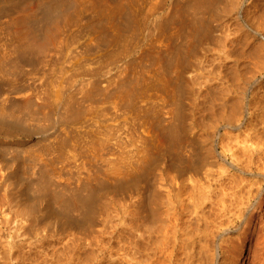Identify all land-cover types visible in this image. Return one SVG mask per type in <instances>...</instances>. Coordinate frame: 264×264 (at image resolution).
I'll list each match as a JSON object with an SVG mask.
<instances>
[{
  "label": "rangeland",
  "instance_id": "obj_1",
  "mask_svg": "<svg viewBox=\"0 0 264 264\" xmlns=\"http://www.w3.org/2000/svg\"><path fill=\"white\" fill-rule=\"evenodd\" d=\"M76 1L79 14L54 26L47 41L37 38L46 48L21 62L17 19L35 1L6 4L0 12V119L17 128L0 130L7 163L6 170L0 166V264H130L133 244L139 264L148 252L155 257L145 228L159 226L175 202L163 187L175 156L160 153L168 143L165 128L182 111L186 155L195 163L200 151L205 157L196 172L203 195L189 199L193 184L187 183L178 207L186 209L184 218L193 207L208 210L209 199L228 190L226 199L261 194L255 217L264 220V109L247 117L246 94L248 80L258 78L254 91L264 95V0L217 1L213 17L204 15L212 19V37L194 47L181 30V20L194 15L183 8H191L189 0ZM121 6L126 11L119 13ZM175 14L183 18L175 22ZM180 47L184 59L172 66L168 57ZM229 122L235 126L224 128ZM74 195L90 202L94 196V217L86 219L91 207L80 209ZM63 216L71 219L65 227Z\"/></svg>",
  "mask_w": 264,
  "mask_h": 264
},
{
  "label": "bare ground",
  "instance_id": "obj_2",
  "mask_svg": "<svg viewBox=\"0 0 264 264\" xmlns=\"http://www.w3.org/2000/svg\"><path fill=\"white\" fill-rule=\"evenodd\" d=\"M23 1H27V0H0V12L4 10L3 8L5 6H8L6 4H11L12 6H15L17 3L20 4ZM28 1L29 2H34L35 1L36 6H35V8L34 7L30 8V10L27 11L28 13L24 14V16L21 17L20 19H17L18 20L17 24L19 23L20 27L18 29H15V34H16V36L19 35L20 40H19V44H18V46L16 48L17 52H18V56L15 57V58L17 59L18 62H21L23 60L24 61L25 60H29L30 59L29 54L34 55L33 54L34 52L42 51L43 47H44V42L41 43L40 42L41 40H38L37 38L42 36V38H43L42 40H44V41L46 40L47 41V39H49L48 38L49 35L51 36L50 33L51 32L53 33V31H51V29L54 26L56 27L61 21H65V22L70 21L71 17H73V16L75 17V15L79 14L78 12L80 11L79 10V3H78L79 1L77 2L76 0H28ZM99 1L106 2L107 0H99ZM217 1H219V0H189V2H190L189 4L191 5V8H189V6L187 8H186V6L185 7L182 6L187 11H188V9L189 10L192 9L194 11V12L192 11V13H194V15L191 14V13L188 15L187 14L188 12L186 11V14L188 15V17L186 19L181 20V30L185 31L186 37H187L186 40L188 39V42L193 45V46H190V47H194V45L196 46L197 44L199 45V43L200 44H201V42L203 43L205 39H207L209 37H212L211 34H212L213 29L210 27V25H211L210 21L212 19L210 20L209 19L210 17L208 18V17H206L204 15H205V13L213 12V13H210L211 17H213L214 12L218 11V10L215 9ZM89 2H90V0L88 1V3ZM103 2L102 3L100 2V4H103ZM186 2H188V0H186ZM187 4H185V2H184V5H187ZM122 6L118 9L117 12L121 13V12H125L126 11V10L124 11V8ZM106 8H108V7H106ZM183 8L181 10L179 9L180 10V14H182V16H186V14L183 15V12H182ZM84 9H86V8H84ZM111 11H112V9H111ZM4 12H6V11H4ZM112 12H114V11H112ZM110 13H108V14H110ZM111 15H115V13L111 14ZM179 15H177V14L173 15L171 17L172 20L175 21V19H177L179 21L180 19H182L183 17L181 18ZM190 15H193V16H190ZM126 22H127V19H126ZM126 24H129V22L126 23ZM52 37H54V36H52ZM211 39L212 38H210V40ZM36 41H39L40 43L36 42ZM189 43H187V44H189ZM189 45H187V47L186 46L185 47L188 48ZM45 46H46V43H45ZM185 47L184 48L180 47V48L175 49L173 54H171V56L168 57L167 62L170 65H172V66L178 65V63L180 64L182 62V60L184 59L183 57L185 56V53H184V51L186 50ZM44 48H46V47H44ZM167 53H169V52H167ZM6 58H8V57H6ZM151 59H152V57H151ZM7 63H9V62H7ZM4 64H5V62H4ZM159 65H161V63ZM261 65L263 67L264 64H261ZM15 67H17V66H15ZM258 67H259V65H258ZM263 68H262V70H260L261 72H263ZM258 73H259V71H258ZM255 76H256V74H255ZM251 79L252 78H250V80ZM250 80H248L249 82L247 83V89H246L247 90L246 94H248V96L250 97V98L248 97L249 98L248 99V103L246 102L248 104L247 105L248 106V108H247V117H249V118H251V116L254 115V112H253L254 110H256V109L260 110L261 108L264 109V98L261 101V97H260V96H264V95H261V94L259 95V93L257 91H254V88L256 86H258V84H260V81H259L260 79L255 78V79H252L251 81ZM85 87H87V86H85ZM256 90H258V89H256ZM78 102H79V100H78ZM139 106H141V105H139ZM180 110H181V107H180ZM256 112H258V111H256ZM184 113H183V111L179 113V117H178L179 121L177 122V124L175 123L176 125L171 123L172 125H168L169 127L167 126L168 128H165L163 133H165L166 136H163V137L164 138L166 137L168 139V141H166L168 143H167V147L165 146L166 150H163L164 153L162 151H161V153H163V154L161 155V153H160V156H162L161 158L169 157V154H173L175 156V158L173 160V161H175V162H173L175 164V166H174L175 170L173 169L174 172L172 173L174 175H172V174L171 175H167L163 179V181H164L163 187L165 188L166 194H168V196L170 195V198L172 196L174 198L175 202L172 204L171 208H168V214L167 215H166V213L162 214V215H166L167 217L164 216V218L161 220V224L159 226L154 227V226H151V225H146L147 227L145 228L146 230H145V237H144V241L146 242L145 245L147 247V250L149 248L151 250H153V253L155 254V257H151L149 255V252H148V255L144 258V260H142L140 262L142 264H243V263H241V260L245 259L244 244H245L246 240L248 239L249 240L248 242L250 243V245L248 246L249 249H248V253H247V256H246V258H247L246 263H248V264H264V220L262 218L257 220L256 217H255L256 215H258V211L257 210H258L259 204H260V202L262 200L261 199V197H262L261 194L258 193L259 195L257 194L258 196L256 195L254 200H252L251 197H247L245 199L244 196H243L244 199H243V197L238 198V197H236L237 194H233L234 198L233 199H229L230 198L229 197L228 198L229 200H228L225 197L227 195V193H228V190H227L226 191L227 193L226 192H225V194L223 193L224 194L223 197L221 195H220L221 196L220 199L217 197L219 200L218 199H213L212 200V199L208 198L209 200H211L210 206L208 207V210L205 209V206H199V207L197 206L198 208H196V209H194L195 207H193L191 209L192 213L191 214L189 213L191 216L189 215L188 219L184 218V216H183V212L186 211V209H184V208H180L182 210L178 209L179 204H181L180 203L181 199L185 200V199H183L184 197H182V194H183L184 187L186 185H188L187 183H190V184L192 183L193 184V186H192L193 189L191 190L192 193L190 194L189 199H193V197L195 195H197V193H200V191L202 192L203 187H201V186L198 187L197 186L199 184L197 182H199L202 178L198 179V177H197L198 174L196 172H197L198 168L200 167L201 163L205 159V157L203 156L201 151H200V155L202 157H201L200 161H198L196 163L192 160V159H195V158H193V157L191 158L189 156L190 154L186 155L187 146L189 145V143H188V140H187V130H188V128L186 126V122H185L186 116H185ZM245 115H244V117H242V119H239V121H241V120L243 121L244 118H246ZM260 115H261V117L264 116L263 114H260ZM70 119H72V118H70ZM256 119H257V117H256ZM23 120H25V119H23ZM3 122L0 119V130L1 129H5L6 131H11V130L15 131V130H17L16 126L11 124V121L8 122L11 125L7 124V122H6V124H3ZM257 122H260V121H257ZM254 123H256V121ZM262 123L264 124V122H262ZM5 125L6 126L9 125V126H7V128H6ZM231 126H235V125H233L231 122H229L227 124L225 123L223 127L224 128H226V127L232 128ZM262 126L264 127V125H262ZM251 127H253V126H251ZM263 127H261V128H263ZM257 131H258V129H257ZM254 132H256V131H254ZM247 134H249V132ZM246 137H247V135H246ZM262 142H264V141H262ZM199 150H202V149H199ZM199 150H197V151H199ZM262 153H264V152H262ZM232 154H233L232 157H234L235 156L234 155L235 152L232 153ZM208 155H209V153H208ZM3 157H5V156L0 154V164H1L0 166L2 167V169L5 168V170H6L7 163H6V161L4 160ZM237 158L238 157H236V159ZM235 161L236 160L234 159L233 162H232V165L234 166V168H239V164H237ZM114 164H115V161H114ZM7 168H9V167H7ZM199 174H201V173H199ZM205 175H207V174H205ZM209 178H211V177H209ZM209 178H207V179H209ZM205 180L206 179H204V181ZM206 181H208V180H206ZM218 181H219V179H218ZM211 182H213V181H211ZM204 183H206V182H204ZM103 186H104V184H103ZM128 186H129L128 184L125 185V187H128ZM122 187H121V189H122ZM205 188H207V186ZM128 189H129V187H128ZM190 189H191V187H190ZM104 190L105 189H103V191ZM222 190H221V194H222ZM261 191H262V189H261ZM101 193L103 194V192H100V193L98 192L96 194V196L98 198H99L100 195L103 196ZM219 194H220V192H219ZM78 195H80V194H78ZM201 195H203V194H201ZM215 195H216V192H215ZM89 196L91 197V195H89ZM183 196H185V195H183ZM216 196H218V195H216ZM227 196H229V195H227ZM74 197L76 198L75 195H74ZM201 197H204V196H201ZM91 198H92V202L89 201L90 200L89 198H81V196H80V199L76 198L77 204H80L79 205L80 207L78 205L75 206V207H79L81 209V205H87L88 206V204H89V207H91V210H90L89 214L86 217L87 220H90L92 217L95 216V215H92V213L96 210V208L94 209V206L99 203L98 202L96 204V202H93L94 196L91 197ZM170 198H168V201H169ZM206 198H207V196H206ZM210 198H212V197L210 196ZM69 200L70 199H68V200L66 199L65 201L70 202L71 200L70 201ZM203 200L206 201L207 199L206 200L203 199ZM64 202L62 204H67L66 202L65 203ZM200 203L203 204V205L206 204V202H201V201H200ZM69 204L72 205L73 203L71 202ZM69 204H67V205H69ZM175 204H177V205H175ZM58 205H60V204H58ZM97 206H99V205H97ZM182 206H184V205L182 204L181 207ZM65 207H67V210H68V206L65 205ZM72 207H73V205H72ZM72 207H70V208H72ZM63 209H64V207H63ZM64 211H66V210L64 209ZM191 211H189V212H191ZM52 213L54 214L55 212L52 211ZM86 213H87V211H86ZM70 220L71 219H68V218L63 216V219H62L63 224L62 225L65 227L66 224L70 223ZM16 225L19 226L18 227L19 229H21V228L24 229V227L21 226V223L19 221H17ZM258 226H260L259 229H258ZM136 247H137V244H133V247L131 249L132 250V254H131V257H130V261H129L130 264H139L138 261H137V257H136L137 256L136 255V253H137ZM150 249H149V251H150ZM92 254L93 253H91V255Z\"/></svg>",
  "mask_w": 264,
  "mask_h": 264
}]
</instances>
